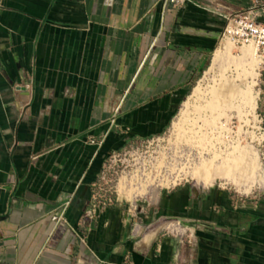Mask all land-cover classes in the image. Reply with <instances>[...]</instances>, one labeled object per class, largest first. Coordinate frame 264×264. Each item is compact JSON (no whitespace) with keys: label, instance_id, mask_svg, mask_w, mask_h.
<instances>
[{"label":"crops","instance_id":"obj_1","mask_svg":"<svg viewBox=\"0 0 264 264\" xmlns=\"http://www.w3.org/2000/svg\"><path fill=\"white\" fill-rule=\"evenodd\" d=\"M248 1L0 5V264H264V190L238 203L181 185L143 214L98 195L84 216L104 157L165 130L223 16ZM260 87L264 123V71Z\"/></svg>","mask_w":264,"mask_h":264},{"label":"rangeland","instance_id":"obj_2","mask_svg":"<svg viewBox=\"0 0 264 264\" xmlns=\"http://www.w3.org/2000/svg\"><path fill=\"white\" fill-rule=\"evenodd\" d=\"M219 36L220 34L199 73L191 81L181 101H178L176 111L165 130L152 138L131 141L121 149L104 157L102 173L98 175L100 185L96 197L110 198L109 203L111 200L118 199L132 211L142 212V208L152 202L159 192L181 185L191 189V186L197 182L196 174H193L203 163L209 160L217 165L231 161L239 162L240 159H245L244 156L248 154L247 150H250V147L259 154L260 168L254 175H244L241 178L243 181L240 182L216 179L205 185L206 187H201L200 190L209 187L222 188L234 196L238 203H241L242 200H256V195L264 190V141H262L263 137L256 132L258 120L256 124L252 120L244 123L238 134L237 126L241 123H238L239 109L237 110V108L239 105L233 103L232 106L226 105L223 110L213 111L204 104V100L210 97L213 87H223L228 80L237 79L240 74L238 70L235 72L238 62L232 58L230 53L232 48L229 46L226 47L227 51L223 56L219 57L218 62L211 61L213 51L220 47L219 43L223 40H219ZM238 47L240 46H233V55L238 54ZM209 67L211 68L209 69ZM260 79L259 76L258 85L255 87L259 94ZM236 83L239 82L236 80ZM239 85L241 89L246 88V82H241ZM211 87L212 89H210ZM258 98L259 96L256 100L257 107ZM211 112L216 113L213 120ZM256 113L260 114L258 108ZM248 118L252 119L251 116ZM227 124H230V128H227ZM249 155L251 154L249 153ZM244 189L246 190L244 191ZM163 220L169 219L165 218L145 224L143 219L141 230L145 231L149 226L162 225L166 222ZM181 236L186 244V234Z\"/></svg>","mask_w":264,"mask_h":264},{"label":"bare ground","instance_id":"obj_3","mask_svg":"<svg viewBox=\"0 0 264 264\" xmlns=\"http://www.w3.org/2000/svg\"><path fill=\"white\" fill-rule=\"evenodd\" d=\"M219 45H220V47L215 49L211 55V61L213 63L219 61V57L221 58V56H223L224 52L227 51L226 47L229 46L233 50V46H234L230 41H228L226 39H223L222 41H220ZM232 50L230 52L232 54V58L236 62H238V64H237L238 67L236 66L235 72H237V70L240 71V74H238L239 77L237 76L238 77L237 79L231 78V80H228L226 82V84L223 85V87H215V88L213 87V89L211 87L210 89H212V91L210 92V97L208 99L204 100V104L213 111H216L218 109L223 110V108L226 105L232 106L233 103L235 105H239V107L237 108V110L239 109L238 123L239 122H241V123L237 126V130H236L239 134L241 131V127L244 123H247L249 120H252L254 122V124H256V122L258 120L257 119V113H256V109H257V101L256 100H257V96H259V93L255 89V87H257V85H258V78L260 76V72H259V68H258V60L255 58L254 49L251 46L242 45V46L238 47L237 48V51H238L237 55H233ZM210 68L211 67H209V69ZM228 68H229V66H228ZM220 73H221V71H220ZM225 74H226V72H225ZM223 77H224V75H223ZM225 78H226V76H225ZM236 80L239 82L238 84L236 83ZM241 82H246V88L245 89L240 88L239 84ZM236 97H238V98H236ZM212 114L213 115L211 117L213 120V117L215 116L216 113L213 112ZM248 116H251L252 119H249ZM212 127H213V125H212ZM227 128H230V124H227ZM247 153L248 154H245V156H244L245 159L244 160L240 159L239 162L231 161L230 163L217 165L212 160H209V161L203 163L200 166V168L198 167V171L196 170L193 175L196 174L195 175L196 181L202 185L210 184V183L214 182L216 179L232 180V181H238V182L243 181V180H241V178H243L244 175L252 176V175H254L256 170L260 168L259 167V163H260L259 162V154L257 153V151H255L252 147H250V150H247ZM249 153L251 155H249ZM215 156H216V154L214 155V157ZM212 158H213V156H212ZM223 159H225V158H223ZM253 178H255V177H253ZM250 187H251V185H250ZM245 190L246 189H244V191ZM144 238H145V236H144ZM146 241H148V240H146Z\"/></svg>","mask_w":264,"mask_h":264},{"label":"built area","instance_id":"obj_4","mask_svg":"<svg viewBox=\"0 0 264 264\" xmlns=\"http://www.w3.org/2000/svg\"><path fill=\"white\" fill-rule=\"evenodd\" d=\"M5 0H0V5ZM163 7L170 6L179 8L184 5L198 6L196 0H160ZM223 27L219 40L226 39L235 46L249 45L254 49V56L259 63L260 77L264 71V0H249L243 11L223 16ZM258 108V107H257ZM258 127L256 132L262 136L264 141V123L262 116L257 113ZM102 171L100 172V174ZM97 193L92 192L89 207L84 211V216L90 217L94 205L99 202ZM63 210L57 213L53 219L64 221Z\"/></svg>","mask_w":264,"mask_h":264}]
</instances>
